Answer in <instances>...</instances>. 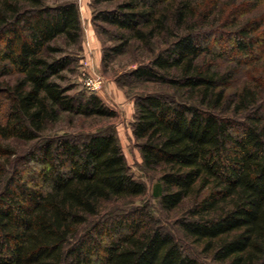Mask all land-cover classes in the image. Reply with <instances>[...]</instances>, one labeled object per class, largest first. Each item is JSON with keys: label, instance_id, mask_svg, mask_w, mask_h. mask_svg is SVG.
<instances>
[{"label": "trees", "instance_id": "trees-1", "mask_svg": "<svg viewBox=\"0 0 264 264\" xmlns=\"http://www.w3.org/2000/svg\"><path fill=\"white\" fill-rule=\"evenodd\" d=\"M91 5L118 40L111 55L160 42L131 74L174 93L137 94L131 131L142 167L158 171L153 194L165 209L188 199L179 225L212 262L186 251L144 205L110 206L146 189L114 126L46 133L62 112L116 115L96 94L57 81L81 40L77 2L0 0V76L15 75L0 85V264H264V79L230 85L248 60L264 72V0ZM220 37L224 51L214 48ZM225 53L232 61L222 65ZM13 139L29 144L19 159L28 164L6 174Z\"/></svg>", "mask_w": 264, "mask_h": 264}, {"label": "rangeland", "instance_id": "rangeland-1", "mask_svg": "<svg viewBox=\"0 0 264 264\" xmlns=\"http://www.w3.org/2000/svg\"><path fill=\"white\" fill-rule=\"evenodd\" d=\"M50 2L57 0H49ZM78 4L80 21H81V40L77 44L69 46L72 49V61L69 66L61 72L57 81L68 87L67 92L71 94H90L94 93L102 101L114 109L115 116H97L82 115L69 112H62L59 119L55 121L46 131L49 135L55 134H85L97 130L105 125H112L115 128L116 135L124 153L126 163L133 176L144 182V193L131 197L129 199L112 202L110 206L126 208L130 205H144L153 215L155 220L164 228L170 230L178 242L190 254L196 256L199 260L211 261L210 252L205 253L202 250V243L193 241L181 229L178 219L186 214V209L190 205L188 199H184L181 205L174 209H165L161 206L158 197L153 192L158 182V171L147 170L142 167V157L139 147L131 131V122L134 112V98L137 94L144 92H163L174 93L173 86L168 82L158 80L137 79L131 73L132 69L140 64L149 62L154 52H157V46L161 47L160 42L155 44V51L143 46L137 42H131L126 46L123 52L111 55L109 46L118 43L113 36L114 30L111 26L94 19V7L91 0H75ZM103 6L105 4H102ZM102 23V24H101ZM100 24L107 27V31L101 30ZM214 48L216 51H224L228 47V39L213 38ZM61 43L62 41L59 40ZM63 45V44H62ZM220 57L217 62L221 61L222 65L231 63L227 56ZM109 55V56H108ZM231 58V56H230ZM243 62L240 64L235 77L230 85L236 89L249 81L255 79H264L263 67L260 62ZM101 77V83L97 88H89L86 81L89 79L97 82ZM15 75L7 74L0 76V85L5 82L12 83ZM264 81V80H263ZM6 105H2V109ZM226 113H232L227 110ZM11 148L15 150L10 158L6 160V174L11 172V163H17L18 169H22L26 161L20 157L24 155L29 144L13 139L10 141ZM10 161V164H9ZM227 264V263H222Z\"/></svg>", "mask_w": 264, "mask_h": 264}, {"label": "built area", "instance_id": "built-area-1", "mask_svg": "<svg viewBox=\"0 0 264 264\" xmlns=\"http://www.w3.org/2000/svg\"><path fill=\"white\" fill-rule=\"evenodd\" d=\"M86 83V85L90 88H97L99 85H100V83H101V77L99 76L98 78H97V82L96 81H92V80H90L89 81V79L85 82Z\"/></svg>", "mask_w": 264, "mask_h": 264}]
</instances>
